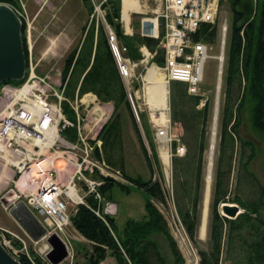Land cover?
Returning <instances> with one entry per match:
<instances>
[{"label": "trees", "instance_id": "obj_1", "mask_svg": "<svg viewBox=\"0 0 264 264\" xmlns=\"http://www.w3.org/2000/svg\"><path fill=\"white\" fill-rule=\"evenodd\" d=\"M81 1L89 12L93 11L90 0ZM228 1L231 24L224 61L226 63L224 108L220 117L207 247L199 251L200 264H220L223 256L231 264H264V191L261 189L260 196L254 201L243 202L236 196L232 200L229 199L234 144L238 143L241 150L247 148L250 151L248 162L255 156L253 145L241 140L239 133L242 108L246 99L254 103L253 128L264 134V0H255L254 6H249L247 10L241 9L242 0ZM0 4L13 9L19 6L18 0H0ZM104 8L106 23L126 47L130 59L140 60L138 48L144 45L151 52H156L153 62L158 66L163 65L164 51L159 47V40L141 37L139 33L132 36L124 35L120 23V0H108ZM134 16L140 17V15ZM21 30L23 31V26ZM215 38L216 28L203 26L194 40L214 43ZM22 45L27 62L23 37ZM74 74H78V79L72 92L73 96L76 95L79 99L91 93L100 103L112 105L110 117L99 131L97 139L102 143V156L106 163L120 171L134 187L132 189L112 180H106L105 184L98 188L99 193L102 197L111 200V190L117 187L126 195L141 190L146 197L144 205L146 215L140 221L128 220L120 235L116 233L114 218H106V222H103L86 206L76 207L69 220L72 228L89 244V250L83 254L85 264H101L107 258H113L116 264H167L160 252L158 242L154 239L155 235H161L167 241L174 264H183L181 254L169 235L164 218L153 205V202L163 200L159 184L150 180L131 178L126 174L123 138L125 120L129 121L140 143L142 140L102 27L99 26L96 31L94 24L90 25L81 43L65 58L62 80L68 75L69 79L64 95ZM21 83L22 81H10L4 84L20 85ZM236 91L240 93V97L238 96L235 101L233 95ZM198 101L197 97L187 95L184 84L170 85L171 119L174 123L181 124L185 134L193 135L194 151L191 156L189 155L186 161L181 158H174L172 161L177 181V186L174 187L175 204L192 241H195L199 223L203 153L206 150V124L209 118L207 106L201 110L196 109ZM63 109L68 119L74 121V113L68 103H63ZM139 119L148 125L144 115L139 114ZM145 134L151 149L154 150L146 131ZM63 136L74 141L76 132L74 129H67ZM142 150L150 166L144 146ZM152 154L155 156L154 153ZM186 173L191 175L190 183L182 181V176ZM86 203L91 208L96 204L92 197H89ZM222 204L238 205L244 213L234 220H229L220 215ZM6 237L13 242L10 236L6 235ZM13 244L20 251L14 257L19 264H49L42 261L31 249L22 251L21 244L18 242ZM235 251L239 254L232 256V252Z\"/></svg>", "mask_w": 264, "mask_h": 264}, {"label": "built area", "instance_id": "obj_2", "mask_svg": "<svg viewBox=\"0 0 264 264\" xmlns=\"http://www.w3.org/2000/svg\"><path fill=\"white\" fill-rule=\"evenodd\" d=\"M136 1L140 4V9L150 8L148 0H144L143 3L140 0ZM152 1L155 6L151 9L153 16L140 18L139 35L160 41L159 47L164 51L162 66L153 62L156 52H151L144 45L138 48L140 60L134 61L128 57L126 47L106 23L104 5L108 0H90L93 7L90 21L94 20L96 31L99 26L104 30L131 108L136 113H145L146 122L154 132L159 158L164 167V180L157 181L163 193V200L153 202V205L164 218L184 264H200L199 252L183 226L174 201L172 160L184 157L186 149L182 142L183 128L181 124L174 123L170 116V85L184 84L187 95L199 99L196 108L198 110L205 108L208 100L199 90L204 63L207 59L217 61L216 90L219 93L220 73L225 61L230 26L225 20L216 29L218 55H213L212 46L215 41L214 43L195 41L194 37L198 35L201 27L216 26L221 0ZM120 5L122 7V0ZM137 12L129 10L127 24L123 20L122 9L120 10V23L124 35H133L130 16L137 15ZM29 39L24 40L29 56L27 81L20 85H3L0 89V159L6 166L14 169L11 182L15 184L16 189L15 192L10 191L13 196L10 195L7 203L8 207H13L20 204L23 199L26 207L35 211L37 217L41 218L42 222L53 230V234L64 243L69 255L67 244L57 234L69 226L68 209L84 205L96 217L106 222V218L116 217L118 206L102 197L98 188L105 184L106 180L126 187L132 184L120 171L106 163L102 156V143L97 139L102 125L110 117L111 108L108 104L100 103L91 93L83 95L75 103L68 102L64 97V91L70 73L65 80L58 79L57 89L50 84L48 76H37L36 67L30 57ZM149 63L150 68L154 67L162 78L166 93L165 109L157 107L159 102L157 84L146 79L148 69H145L144 73L139 71L141 65L146 66ZM64 102L68 103L73 111L74 121L66 116ZM217 102L218 94L215 95V106ZM67 129L75 130L74 141L63 136ZM162 151L167 155L166 165L161 159ZM41 189H49V196H41ZM89 197L96 203L92 208L86 203ZM48 238L50 236L47 234L40 239L44 245L40 254H37L46 262H48L46 255L52 250L47 242ZM0 243L6 245L10 244V241H6L2 234Z\"/></svg>", "mask_w": 264, "mask_h": 264}, {"label": "rangeland", "instance_id": "obj_3", "mask_svg": "<svg viewBox=\"0 0 264 264\" xmlns=\"http://www.w3.org/2000/svg\"><path fill=\"white\" fill-rule=\"evenodd\" d=\"M143 1L144 0H140L141 3H143ZM18 2V7L14 9L11 7L10 8L16 13L20 21L21 28L23 26V31L21 30V36L24 38V40L26 38H30V57L32 64L36 67L35 74L39 77L48 76L50 84L54 88H56L58 85V79L60 78L62 80V70L64 67L65 58L81 43L89 26L94 24V20L92 22L90 21V17L93 11L89 12L81 0H18ZM147 4L150 6V9H154L155 6L152 0H148ZM254 4L255 0H242L241 9L247 10L249 9V6H254ZM146 16L152 17L153 14L148 13ZM140 17L134 16V14L131 16V30H133V34H137L140 32ZM225 20L227 21L228 26H230L231 12L229 8V1L221 0L219 14L215 23L216 29H218V26ZM212 47V54L218 55V45L216 41ZM28 57L29 56L27 55V60ZM150 66L151 63L146 66L141 65L139 67V71H142L144 73L145 69H149ZM217 68V61H215L214 59H207L203 67L202 83L199 85L200 93L204 94L208 100L207 107L209 118L206 124V150L203 153V180L201 185V201L199 204L198 213L199 223L195 241H192L194 247L198 252L200 250L206 249L207 247L210 202L213 190L215 164L218 156L221 119L220 117L222 109L224 108V77L226 63L224 62L222 67L221 81L219 82L218 86L219 93H217L216 90L218 73ZM77 79L78 74H74L70 79V85L67 89V93L66 95H64V97H67H65V99L70 103H75V101L77 100V96L72 95V92L74 91L77 83ZM235 89L236 87H234V90ZM217 94L219 100V102H217L218 117L215 133V150L212 161V170L209 175L211 179L209 181L210 192L207 206L206 232L204 239H201L199 234L204 209V197L207 185L206 183L208 182L207 178H209V176L207 175V153L211 140V123L213 121L214 115L215 95ZM233 96V98H235L234 100L236 101V98L238 96L240 97V93L236 91ZM253 105L254 103L252 101L246 99L242 108V124L240 126L239 133L241 140L248 141L253 145V147L255 148V156L250 162H248L247 157L250 151L247 148L245 150H241L238 143L234 144L232 170L229 183L230 200H232L236 196L243 202L254 201L260 196V192L262 190L264 191V134L259 133L253 128ZM108 106L112 107L111 104H108ZM139 114L145 116V113L137 112L138 118ZM139 122L141 125V143L134 133L129 121L125 120L124 123L123 138L126 174L131 178H140L143 181L150 180L153 183L157 182L158 179L163 181L164 167L159 158V149L156 146L154 132L151 131L150 125L148 123V125H146L142 123L140 119ZM145 131L148 133V136L151 139L150 143H152L154 150L151 149V144H149ZM183 134L184 136L182 142L186 149V154L184 157H181V159L186 161L187 158H189V155L191 156L194 151V148H192L194 144L192 134ZM142 146H144V148L146 149V154L148 156V159L150 160V166H148L145 160ZM152 153H154L155 156ZM245 163L247 165H245ZM5 168H7V170L9 171L5 170ZM171 171L174 191V187L176 188L177 186V181L174 176L172 165ZM13 172L14 169L6 166L5 162L0 159V235L4 234L6 241H10L9 239H7L6 235L10 236L11 239H13V242L10 241V244H2V246L12 257H16V255L20 252L18 251L17 246L13 244L15 242L21 244L22 251L31 249L33 252L39 255L40 250H42L44 245V242H40V239L47 234L49 236H52L53 230L49 229L42 222L41 218L37 217L38 215L35 211H32V215L38 218L37 219L35 217L42 229V231L41 229L39 230L42 232V234L40 232V236L38 235L36 239H33L29 232H27L21 226V224H18L20 222L22 223V221L24 222V220H27L28 223L30 222L28 216L26 215V208L28 207H26V205L24 204L25 201L23 199L20 201V204H23L24 206L23 208H17L19 210L15 209V211H13V208L11 206L7 208L5 202L2 199L3 197L8 196V193L9 195L13 196V194L10 192L11 190L14 192L16 191L15 184H12L11 182V176ZM190 176L191 175L189 173L184 174L182 176V181H187L188 183H190V181L192 180ZM131 186L129 187L134 189V187ZM41 191V193H43L44 189H41ZM110 196L111 201L116 203L118 206V214L116 215V217H114V219L116 233H118L119 235L121 234L125 223L128 220L140 221L146 215L144 209L146 197L141 190L133 191L129 195H126L125 193L121 192L119 188L114 187L111 190ZM75 209L76 207L68 209L69 219L70 216L74 213ZM16 216H20V221L17 220ZM57 234L67 244L69 249V255L67 253V257L60 264H85L83 254L84 252H87L89 250V244L72 228L70 220L69 226H67L62 233ZM13 235L17 238H15ZM154 239L158 242L160 252L166 263L174 264V258L168 248V243L165 238L161 235H155ZM247 240L249 242V238H247ZM237 254H239L238 251H235L232 252L231 255L236 256ZM224 258L225 257L223 256V260L220 264H231ZM101 264L116 263L113 258H107Z\"/></svg>", "mask_w": 264, "mask_h": 264}, {"label": "water", "instance_id": "obj_4", "mask_svg": "<svg viewBox=\"0 0 264 264\" xmlns=\"http://www.w3.org/2000/svg\"><path fill=\"white\" fill-rule=\"evenodd\" d=\"M25 73V58L21 37V24L14 11L4 4H0V85L10 81H21ZM139 132L141 125L137 113L132 109ZM141 133V132H140ZM141 135V134H140ZM10 195L3 197L5 205L8 207L7 200ZM22 206V204H20ZM244 210L240 209L235 204H222L220 206V215L234 220ZM30 222L27 220L21 226L29 232L33 239L42 231L38 221L32 215H28ZM20 217V216H19ZM41 229V231H39ZM42 234V232H41ZM40 234V235H41ZM39 235V236H40ZM51 247V251L46 255L49 264H60L67 257V250L64 243L53 234L47 240ZM0 264H19V262L12 257L0 243Z\"/></svg>", "mask_w": 264, "mask_h": 264}, {"label": "bare ground", "instance_id": "obj_5", "mask_svg": "<svg viewBox=\"0 0 264 264\" xmlns=\"http://www.w3.org/2000/svg\"><path fill=\"white\" fill-rule=\"evenodd\" d=\"M129 10H140V4L136 0H123V12L124 14H128ZM129 20H125V22L128 24ZM22 37V36H21ZM26 51H27V46H26ZM27 73H28V63L25 61V73L23 76V79L21 80L23 84L24 81H26L27 78ZM221 74V73H220ZM147 80H152L154 81L157 85L156 87V93L157 96L159 97V102L157 107L160 109H165L166 103H165V89L164 86L162 85V78L158 74V72L155 70L154 67H151L148 69V73L146 75ZM3 85H8V84H2L0 85V89L2 88ZM78 99V98H77ZM219 102V100H218ZM217 117H218V105L216 104L214 108V115H213V121H212V127H211V140H210V145L207 153V175L209 176L212 170V161H213V156H214V150H215V133H216V128H217ZM4 159H7L5 156H3ZM161 159L164 163V165L167 164V155L166 152L162 151L161 152ZM7 170V168H5ZM9 171V170H7ZM210 176L207 178V185H206V190H205V197H204V209H203V216H202V222H201V227H200V238L204 239L205 237V232H206V219H207V206H208V199H209V192H210V187H209V181H210ZM42 192V191H41ZM72 193V191H71ZM41 196H49V189H44V192L41 193Z\"/></svg>", "mask_w": 264, "mask_h": 264}, {"label": "crops", "instance_id": "obj_6", "mask_svg": "<svg viewBox=\"0 0 264 264\" xmlns=\"http://www.w3.org/2000/svg\"><path fill=\"white\" fill-rule=\"evenodd\" d=\"M150 7V6H149ZM121 9H122V17H123V20L125 21L126 19L127 20H129V15L128 14H124V12H123V0H122V7H121ZM135 11H137V10H135ZM148 13H151V14H153L152 13V11H151V9L149 8V9H143V8H141L136 14L137 15H140L141 16V18L142 17H144V16H146ZM132 16V15H131ZM131 16H130V23H131ZM111 108V110H112V107H110ZM23 208L24 206L22 205V206H20V205H15V206H13L12 208H13V211H15V209H17V208ZM27 210H26V213L28 214V215H32V211L30 210V209H28V208H26ZM17 210H19V209H17ZM16 210V211H17ZM33 216V215H32ZM17 217V220H19L20 221V217L19 216H16ZM30 219V218H29ZM36 219V218H35ZM36 221H37V219H36ZM18 224H20V223H18Z\"/></svg>", "mask_w": 264, "mask_h": 264}]
</instances>
